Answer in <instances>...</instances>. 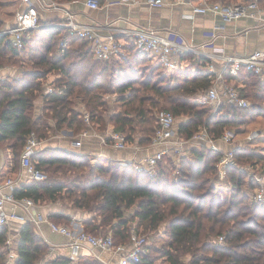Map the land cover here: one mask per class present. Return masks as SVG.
Returning <instances> with one entry per match:
<instances>
[{"label":"trees","instance_id":"obj_1","mask_svg":"<svg viewBox=\"0 0 264 264\" xmlns=\"http://www.w3.org/2000/svg\"><path fill=\"white\" fill-rule=\"evenodd\" d=\"M62 37L66 38L63 51ZM181 59L187 64L167 75L162 65L149 63L148 56H142L132 42L126 45L125 56L103 60L94 57L85 38L70 35L63 27L32 30L20 50L0 34V67L23 68L18 77L0 79V142L6 141L12 147L13 159H20L26 136L32 131L48 139L62 129L71 130L73 136L84 130L87 125L75 110L76 102L85 106L92 125L97 124L99 131L106 128L107 117L111 129L140 146L150 142L156 129L152 109L160 105L175 117H184L178 124L176 121L179 137L188 139L198 126L204 125L221 147L214 151L195 145L177 154V162L164 156L153 173L135 168L130 161L111 159L102 165L90 155L45 147L33 160L46 178L22 182L14 196L30 198L34 203L68 200L69 209L85 214L81 216L84 231L99 234L108 228L113 231L115 243L129 241L128 224L134 219L151 230L165 223L169 241L162 256L168 264H184L181 257L186 255L187 264H264V223L258 224L260 218L264 219L259 215L264 214V203L246 202L249 194L243 187L253 190L255 183L240 169L245 163L260 164L264 170V134L259 132L244 138V144H234L235 162L227 165L220 183L216 169L222 151L231 146L219 140L224 130L232 129L243 137L255 125L264 128V77L242 71L241 95L253 99L252 103L244 108L225 103L212 113L204 102L190 99L196 87L210 85L205 59L194 54H184ZM195 67V72L190 73ZM154 68L164 72L156 73ZM48 75H52L54 87L60 92L54 89L43 95ZM104 92L116 94L120 106L106 116L99 113L106 110V101L101 99ZM38 100L41 106L37 113ZM146 102L149 103L145 105ZM174 170L178 175L172 183L167 182ZM131 208L133 213L127 216ZM72 216L54 213L51 218L56 223L57 219L69 223ZM17 228L14 264H72L66 255L40 262L49 245L30 221ZM9 233V225L0 226V264H7ZM218 236L223 237L221 242ZM149 252L150 248L134 264H154ZM77 263L102 264L86 253L80 254Z\"/></svg>","mask_w":264,"mask_h":264},{"label":"built area","instance_id":"obj_2","mask_svg":"<svg viewBox=\"0 0 264 264\" xmlns=\"http://www.w3.org/2000/svg\"><path fill=\"white\" fill-rule=\"evenodd\" d=\"M50 9H61L63 17L59 21L42 24L39 14L32 0H22L25 5L24 11L19 15L17 23L11 27L2 28L0 34H5L12 47L20 50L24 46L25 39H28L32 30L43 27H63L70 35L83 37L88 41V48L93 52L96 59H110L111 57L125 56L126 45L132 42L142 56H149L162 65L167 71H173L186 65L181 59L184 54H194L205 59L207 70L210 72V85L204 90V100L212 106L211 112L215 113L220 106L225 103H232L240 108L247 107L249 101L241 95V72L253 71L255 74L264 77V50H254L247 54H227L222 47L211 46L207 49L205 43L194 45L186 43L181 36L176 34H162L156 29L144 26H132L126 28H114L108 24L81 23L74 18V14L55 0H47ZM263 0H115V3L133 4L142 2L150 8L161 7L164 5H186L190 4V13L187 17H193L196 14H213L218 15L223 21H232L242 17L256 18L264 25V5ZM103 3H112L111 0H103ZM84 4L92 9H98L101 6L99 0H84ZM66 45V38L60 40V49L63 51ZM215 60L221 62V67L215 66ZM2 68V67H0ZM55 88L53 81H46L43 95L53 92ZM42 95V96H43ZM81 104V103H80ZM84 107V106H83ZM80 115L86 123V128L79 132L78 135L70 140V146L80 148L82 146V137L89 133H94L100 138V142L109 145L115 149L124 150L131 145L127 141L124 133L107 127L104 132L96 133L92 128L90 115L87 111H80ZM156 120V129L151 135L150 142L146 146L157 147L158 149L145 156L141 160L132 159L137 169H146L153 173L158 165L167 154L173 152L177 155L184 148V143L189 141L194 145L205 146L214 151H219L217 140L208 132L207 128L202 125L188 139H183L177 135L176 117L168 110L160 109L154 112ZM259 130L251 132L247 137L259 133ZM235 133L233 130L226 129L221 135V141L232 142ZM48 139L39 138L34 131L30 132L25 139L21 154L20 165L25 170V181H42L46 174L41 171L33 160L36 153L44 149L45 142ZM45 143V144H44ZM133 147H141L132 144ZM191 147V146H190ZM122 161V160H121ZM234 163V148L222 151L219 156L218 165L222 168L218 170L220 178L225 177L227 165ZM255 183L252 202L264 203V173L250 174ZM17 185L12 178L0 179V226L10 225V223H23L32 220L48 222L52 231L68 237L66 257L75 262L83 252L93 253L94 251L110 252L118 258V264L138 263L141 256L148 252L146 236L141 234L135 228L131 227L129 232V241L127 243H115L111 233L108 234H91L84 230L75 231L72 227L51 221L41 214L27 217L16 211L7 212L6 203L21 205L25 209L34 204L30 198H16L14 196ZM222 236L217 240L221 242Z\"/></svg>","mask_w":264,"mask_h":264},{"label":"crops","instance_id":"obj_3","mask_svg":"<svg viewBox=\"0 0 264 264\" xmlns=\"http://www.w3.org/2000/svg\"><path fill=\"white\" fill-rule=\"evenodd\" d=\"M65 9L74 14L75 20L81 23L108 24L114 28H126L132 26H144L156 29L162 34H176L181 36L184 42L200 45L205 43L207 49L211 46L222 47L227 54H247L254 50H264V25L256 18L242 17L232 21H223L218 15L213 14H196L193 17H187L190 13V4L184 5H164L161 7L150 8L142 2L133 4L101 3L100 8L92 9L84 4V0L72 2H60ZM41 20V23L59 21L63 17L61 9H50L47 0H32ZM7 8L0 12L2 28L11 27L17 23L19 15L24 11L25 5L22 0H0ZM264 5V0L262 1ZM264 16V14H263ZM217 68L221 67V62L214 61ZM23 68L20 66L5 65L0 68V79L6 76L18 77L22 74ZM241 86L244 79L241 77ZM52 80V75H48L45 81ZM40 102L36 101L35 112H39ZM95 132V131H94ZM97 133V132H96ZM75 137L71 130L62 129L58 134L52 135L44 143L48 147H63L67 150L97 157H105L116 160L132 159L141 160L147 155L154 153L158 148L141 146L133 147L131 144L124 150L115 149L109 145L100 142L99 136L89 133L82 137V146L73 148L70 146V140ZM226 145V144H225ZM195 146V145H194ZM189 147L188 149L192 148ZM188 149L184 150L188 152ZM16 164V166H14ZM12 178L17 185L25 181V170L20 165V159H13V150L10 145L0 142V179ZM223 179V178H220ZM58 202V201H57ZM57 202L43 201L34 203L25 209L21 205L6 203L7 212L16 211L20 214L32 217L41 214L52 221V214H71L74 215L71 227L75 231L84 230L81 217L85 215L79 210H67ZM43 240L49 245L47 253L40 262H52L60 256H65L67 248L65 245L69 238L51 230L48 222L39 221L38 223L29 220ZM20 223H10V233L8 235L9 250L7 253V264H14L16 259L15 243L18 239V228ZM85 253V252H83ZM93 256L102 264H118V258L110 252L94 251L87 253ZM77 261L72 264H78Z\"/></svg>","mask_w":264,"mask_h":264},{"label":"rangeland","instance_id":"obj_4","mask_svg":"<svg viewBox=\"0 0 264 264\" xmlns=\"http://www.w3.org/2000/svg\"><path fill=\"white\" fill-rule=\"evenodd\" d=\"M4 8H7L6 6H5V4H1L0 3V12L2 11L3 12V9ZM125 55H126V51H125ZM148 58H149V63H151L152 65L153 64H156V60L155 59H153L152 57H149L148 56ZM151 64H149V65H151ZM157 65V64H156ZM155 67V66H154ZM197 69V67H195L194 68V70H192V72H190V73H194L195 72V70ZM153 70H156L155 68L153 69ZM184 71H187V70H185V69H183ZM159 71H161V72H164V71H162V70H160L159 68H158V70H156L155 72L156 73H159ZM187 72H189V71H187ZM172 72H169V71H167L166 72V74L167 75H169V74H171ZM208 86L209 85H207V86H205V88H197L196 87V91H195V93L193 94V95H191V100L192 101H197L198 103H203L204 102V104L205 105H207L210 109H212V106H211V104L209 103V102H207L206 100H204V96H203V94H204V90L206 89V88H208ZM201 89H203V90H201ZM147 93H148V95H152L151 93H149L150 91H146ZM101 99L102 100H104V101H106V110H101L102 109V107H98V110H101V111H99V113H101V114H103V116L105 115L106 116V114H110V113H112L113 112V110H118V109H120V106H119V102H117V99H118V96L116 95V94H114V93H109V92H104V93H102V97H101ZM248 101H249V105H250V103H252V101H253V99L252 100H250V99H247ZM202 101V102H201ZM149 102H146L145 103V105H147ZM255 103H258V102H255ZM84 105L83 104H80V103H75L74 104V107H75V110H78L79 112L80 111H87L86 109H85V106L83 107ZM105 108V107H104ZM124 108V107H123ZM160 109H165L166 110V108H164V107H162V106H160V105H158L156 108H153L152 109V111H153V115H154V112L156 111V110H160ZM88 114H89V112H88ZM90 115V114H89ZM184 119V117H176V121H177V124L179 123V121H181V120H183ZM105 121H106V128L107 127H110V124L107 122L108 121V118L106 117V119H105ZM202 126V125H201ZM92 128L95 130V129H97V124L96 125H92ZM105 128V129H106ZM104 129V130H105ZM104 130L103 131H99L98 129L95 131V132H97V133H102V132H104ZM230 130H232V129H230ZM256 130H259L261 133H263L264 134V128L263 127H261V126H259V125H255L254 127H253V129L247 134V135H245V136H243V137H240L237 133H235V136H234V138H233V140H232V142H230V143H228L229 145H231L230 146V148L231 147H233L234 149H235V147H234V144H236V143H238V144H244V138H248L247 136L251 133V132H253V131H256ZM213 136V135H212ZM214 137V136H213ZM221 138V137H220ZM183 139H185V138H183ZM219 140H221V139H219ZM223 142V141H222ZM235 142V143H234ZM131 144H134L133 142H131ZM192 144H194V143H192V142H188V143H184L183 145H182V147L181 148H189L190 146H192ZM223 144H226L227 145V142H223ZM217 145H218V142H217ZM219 146V145H218ZM46 147H48V146H46ZM218 148H221L220 146L218 147ZM229 148V149H230ZM182 150L181 151V153H183V152H186L185 150ZM181 153H179V154H181ZM166 157L167 156H170V157H172L173 158V161L174 162H177V157H178V155H175V154H173V152L172 153H170V154H167L166 153V155H165ZM91 157H93V156H91ZM95 158V157H94ZM97 158V157H96ZM16 160V158L14 159V161ZM109 160H111V158H105V157H102V158H99L98 159V161H101L103 164L102 165H107V163H108V161ZM218 160H219V158H218ZM122 161H127V160H122ZM234 162H235V158H234ZM242 166L240 167V169L241 170H243V171H246V173L248 174V176L250 177V174L252 173V172H257V173H259V174H261V173H264V170H262L263 168H262V166L260 165V164H253V165H249V164H245V163H243V164H241ZM14 166H16V164H14ZM222 168V166L221 165H218V161H217V163H216V169L217 170H219V169H221ZM255 170H257V171H255ZM151 173V172H150ZM176 175H178L177 174V172L174 170V171H172V172H170L169 173V175L167 176V182H170V183H172L174 180H175V176ZM225 175H226V170H225ZM218 177H219V175H218ZM219 180V182L218 183H220V181H221V179H220V177L218 178ZM172 181V182H171ZM217 182V181H216ZM243 189L249 194V197H247V200H246V202L248 203V204H252L251 202H252V195H253V191H254V188H253V190H251V188H248V186L247 185H245L244 187H243ZM56 204H58V205H60V207H63V208H65L66 210L69 208V206H71L69 203H68V200H65V199H63V200H61V199H59L58 200V202L56 203ZM133 208H131V209H129L127 212H126V214H127V216H130V215H132L131 213H133V210H132ZM71 210V209H70ZM259 215H264L263 213H260ZM74 216V215H73ZM73 216H72V218H73ZM78 216H84V215H78ZM72 218H71V221L68 223V222H66V221H63V220H61V219H57L56 221L57 222H59V223H62V224H66V225H68V226H70L71 227V225H72V222H73V220H72ZM115 222V221H114ZM263 223H264V219H259V222H258V224L259 225H263ZM129 227L131 228V227H133V228H135L137 231H139L141 234H143V235H145L146 236V244H145V246L149 249L150 248V252L149 253H151L150 255H151V257H153V259H154V264H168L167 263V261H166V259H165V257H163L162 256V252H163V250L164 249H166V245H167V243H168V241H169V237H168V235H167V232H166V224L165 223H163V224H160L156 229H154V230H151L150 228H148L147 226H145L144 225V223H142V224H138V222H137V220L136 219H134V220H132L131 222H129ZM108 233H111L112 235H113V231L112 230H110V229H108V228H105L103 231H101V232H99V234H108ZM115 236V235H114ZM115 238L117 239V236H115ZM181 259L183 260V262H184V264H187L188 263V259H189V255H186V256H183V257H181Z\"/></svg>","mask_w":264,"mask_h":264}]
</instances>
